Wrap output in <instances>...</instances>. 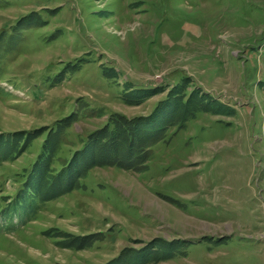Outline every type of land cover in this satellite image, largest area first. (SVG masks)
Instances as JSON below:
<instances>
[{
	"label": "rangeland",
	"instance_id": "374dc122",
	"mask_svg": "<svg viewBox=\"0 0 264 264\" xmlns=\"http://www.w3.org/2000/svg\"><path fill=\"white\" fill-rule=\"evenodd\" d=\"M113 114L145 168L46 198ZM0 148V264H264V0H0Z\"/></svg>",
	"mask_w": 264,
	"mask_h": 264
},
{
	"label": "trees",
	"instance_id": "16d2710c",
	"mask_svg": "<svg viewBox=\"0 0 264 264\" xmlns=\"http://www.w3.org/2000/svg\"><path fill=\"white\" fill-rule=\"evenodd\" d=\"M136 91H142V93L146 94L144 95L145 97L151 96L152 94L150 93L155 94V92H157L156 89L153 90L151 88H140L136 89ZM127 96L128 95L125 96L126 102L130 104L138 103V101L131 100V98ZM167 101L168 99H165L164 101H161L160 104H167L169 102ZM186 112L187 107H185V113ZM184 118L185 116L182 117V122L184 121ZM144 120L147 119L144 118ZM113 122L115 126L112 131L110 125H113ZM139 127L140 124L138 125L136 121L124 119L122 116L113 114L112 119L109 118V122L103 129L89 134L87 140H84L82 146L77 149V151L73 152L69 161H67L63 168L59 170L60 174L57 177L58 180L56 185L51 184L47 186L45 191L47 192V194H45L46 198H55L63 192L78 187L81 179L80 177H83L87 170L95 166H116L122 167L127 171L128 169L134 171L143 170L145 168L144 160H146L145 158L146 155L149 154L150 148L146 152L144 150L145 146L143 145L141 147V144L137 139ZM109 129L111 131H109ZM143 136L141 143L146 141L147 138L152 135L147 133L146 135L143 134ZM155 142V140L148 142L147 147ZM27 172L28 174L25 177L26 189L24 191L27 193L26 190L31 189V191L35 192L38 188L36 187V184L39 182V179L36 178H40L38 175V166L35 164V166H32ZM62 182L63 185H60ZM33 195L35 196L36 194Z\"/></svg>",
	"mask_w": 264,
	"mask_h": 264
}]
</instances>
